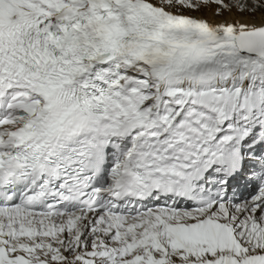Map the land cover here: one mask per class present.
<instances>
[{"label":"snow or ice","instance_id":"obj_1","mask_svg":"<svg viewBox=\"0 0 264 264\" xmlns=\"http://www.w3.org/2000/svg\"><path fill=\"white\" fill-rule=\"evenodd\" d=\"M0 264H264V0H0Z\"/></svg>","mask_w":264,"mask_h":264}]
</instances>
